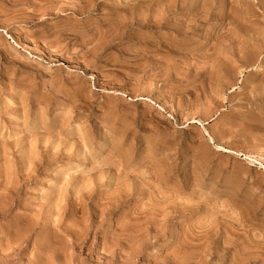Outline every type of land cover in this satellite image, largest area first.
<instances>
[{
    "label": "rangeland",
    "instance_id": "1",
    "mask_svg": "<svg viewBox=\"0 0 264 264\" xmlns=\"http://www.w3.org/2000/svg\"><path fill=\"white\" fill-rule=\"evenodd\" d=\"M0 264H264V0H0Z\"/></svg>",
    "mask_w": 264,
    "mask_h": 264
},
{
    "label": "bare ground",
    "instance_id": "2",
    "mask_svg": "<svg viewBox=\"0 0 264 264\" xmlns=\"http://www.w3.org/2000/svg\"><path fill=\"white\" fill-rule=\"evenodd\" d=\"M221 36H222V35H221ZM218 52H220V51H218ZM206 54H207V53H206ZM222 56H223V55H222ZM222 56H221V57H222ZM209 138H210V137H209ZM210 139H211V138H210ZM224 151H225V150H224ZM225 152H226V151H225ZM227 152H231V151H228V150H227ZM232 152H233V151H232ZM245 159H246V157H245ZM248 159H249V158H248ZM248 159H247V160H248Z\"/></svg>",
    "mask_w": 264,
    "mask_h": 264
}]
</instances>
